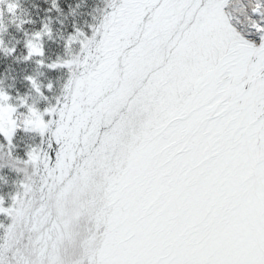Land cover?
Masks as SVG:
<instances>
[{
  "label": "snow or ice",
  "instance_id": "6c2138e0",
  "mask_svg": "<svg viewBox=\"0 0 264 264\" xmlns=\"http://www.w3.org/2000/svg\"><path fill=\"white\" fill-rule=\"evenodd\" d=\"M0 264H264V0H0Z\"/></svg>",
  "mask_w": 264,
  "mask_h": 264
}]
</instances>
